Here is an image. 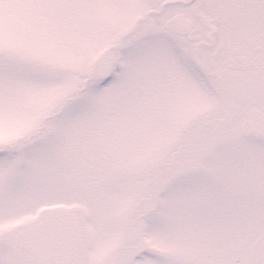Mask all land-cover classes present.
Returning <instances> with one entry per match:
<instances>
[{
    "label": "snow or ice",
    "instance_id": "1",
    "mask_svg": "<svg viewBox=\"0 0 264 264\" xmlns=\"http://www.w3.org/2000/svg\"><path fill=\"white\" fill-rule=\"evenodd\" d=\"M0 264H264V0H0Z\"/></svg>",
    "mask_w": 264,
    "mask_h": 264
}]
</instances>
